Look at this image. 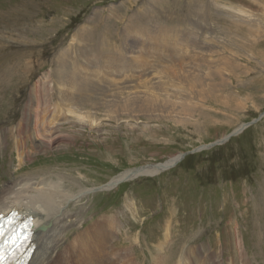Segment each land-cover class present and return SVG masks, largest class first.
Returning a JSON list of instances; mask_svg holds the SVG:
<instances>
[{
    "label": "rangeland",
    "instance_id": "1",
    "mask_svg": "<svg viewBox=\"0 0 264 264\" xmlns=\"http://www.w3.org/2000/svg\"><path fill=\"white\" fill-rule=\"evenodd\" d=\"M128 47L135 57L127 66ZM113 50L122 58L107 68L113 75L99 77ZM75 58L94 83L76 80L66 88L89 97L82 112L96 124L68 119L38 140L25 127L20 161L10 131L31 125L22 119L28 111L64 112L75 102L68 94L67 106L55 99L56 84L68 83L58 71ZM188 69L195 73L188 78L191 100L171 97L164 105L185 102L191 115L172 119L162 114L164 105L139 111L131 104L129 96L148 90L162 101L163 82L174 80L182 90L177 77ZM116 85L127 95L110 97L106 91ZM176 155L152 176L106 187L121 173ZM27 178L56 180L71 193L87 190L64 204L83 222L65 231L59 250L97 218L103 226L102 218L113 217L98 235H110L120 258L129 259V243L139 239L136 259L148 264L147 245L170 225L179 231L168 244L174 264L179 246L208 264H264V0H0V188ZM124 205L125 214L115 215Z\"/></svg>",
    "mask_w": 264,
    "mask_h": 264
},
{
    "label": "bare ground",
    "instance_id": "2",
    "mask_svg": "<svg viewBox=\"0 0 264 264\" xmlns=\"http://www.w3.org/2000/svg\"><path fill=\"white\" fill-rule=\"evenodd\" d=\"M242 16L247 17V13L245 11H243ZM239 18H241V17H239ZM255 19H256V17H255ZM259 21H260V19H259ZM87 34H89V33L87 32ZM91 35H92V33L89 34V36H91ZM138 45H139V43H138ZM135 46H134V48H135ZM114 51H116V50L106 52L105 65L98 68V70H99L98 76L99 77H103L104 74H102V73H105L107 75V77L113 75V73H114L113 69L111 71H109L107 68L114 67V63L117 60L121 59L123 56V55H119V57H117V55H115L113 58V54H115ZM122 52H123V50H122ZM121 54H123V53H121ZM124 57H125L124 62L126 63L127 66H128V64L132 63L131 60H133V58L135 56H134V54H132V49L130 47L126 48ZM77 60L78 59L75 58L72 61H66L64 63L63 68L60 71H58L59 74H57V75H60V76L67 78L68 83L66 82L67 84L64 87H62L60 84L59 85L56 84L57 86H60V87L58 90H57V88H55V95H56L55 99L57 98L59 103L65 104L63 102V100L66 98V96H65L66 94H68V97L69 96H75L76 97L75 102L68 105V106H70V109H68V106L65 104L67 106V109L64 112L38 111L37 109H33L31 111H28V112H30V114L24 113L22 119L25 121L30 120L31 125L25 124L26 122L24 123L22 121L24 123V125L20 123L19 125L14 127L15 128L14 132L10 131L14 135L16 133V136H17L16 137V144H14L15 148H18V150H19V148H21V151H22V147L24 146L25 142L23 140V136H21V132H22L23 128H25V127L30 132L32 131L34 137L37 139L38 137L45 136L50 131L52 132V131H55L56 129L60 128L61 122L66 121L68 119H71L72 121L75 120V122L76 121L77 122H86L90 127H93L96 124L95 122H96L97 118H94L95 116L90 115L89 112H82L84 103L81 104V102L85 98H89V97H87V95L83 92L78 91L77 93H72L66 88V86H70L73 84L72 81H76V80L86 82V84L87 83H94L93 79L91 81L90 77L87 74H81L80 73L81 71L78 67ZM65 64L66 65L68 64L69 67H67ZM98 64H99V62L97 63V65ZM84 69H87V68H84ZM88 69H89V67H88ZM124 71H127V69L123 70L122 72H124ZM122 72H120L119 75ZM168 72L171 75V70H169ZM176 74H178V73L176 72ZM194 74H195L194 71L190 70V69H188L187 71L179 70V74H178L177 78H180V80H182L184 82V83H181L182 81L179 82V83L183 84L182 90H180V87H179L180 84H178L177 82H174V80H173V82H163V84L165 85V88H163L161 90H162V92L165 91V95H164L162 101H158V99L161 98V95H160V97L154 96L156 94L158 95L159 93L156 92L153 94V93H151L152 91L148 90V88H146L144 85H142V86L136 85L134 83L135 80H130V79L125 80L124 79V81H122V82L129 81L133 85L137 86L138 90H145V89L148 90L149 93L146 95H143V96H138V95L129 96V98H133L132 99L133 102L131 104L138 103V110L141 111L144 106L157 109V108L163 106L164 104H166L170 100L171 97H175L177 99H178V97H180L178 101H182V100H184V101L189 100L190 101L191 100L190 92L193 89H192V85L190 84L188 78H189V76L194 75ZM60 76H58V77H60ZM120 80H122V79H120ZM180 80H178V81H180ZM57 81H59V80H57ZM154 83L159 84V81H155ZM161 83H162V81H161ZM57 86H55V87H57ZM112 86H111V88H113ZM109 88L110 87H108V90L106 92L107 93L110 92V94H111L110 97L123 96L124 94L127 95V93H120V86L119 87L117 86V88L114 89L115 91L113 93H111L112 89H109ZM203 93L204 92H202L201 94L203 95ZM108 94L105 93V95H108ZM121 99H124V97L120 98V100ZM180 103L181 104L173 102L169 106L164 105L162 108V114H164L163 112H166L164 114L166 116L171 117L170 115H173V117H171L172 119L184 118L185 115H187V116L191 115L190 106L185 105L186 106L185 107L184 106L185 102L184 103L180 102ZM69 110L71 111V114H70ZM192 110H194V109H192ZM72 112H75V114H73ZM241 130H242V127H239L238 129H235L233 133L234 134L238 133ZM29 131H27V132H29ZM224 138L226 140V137H224ZM51 141L52 140H49L48 143H50ZM23 151L19 152V153L17 152L19 155L20 161L22 159L21 156H22ZM178 158L179 157L176 155L173 159L167 160L164 163H159L157 166L145 165L139 169H135L134 171L121 173L120 175L114 177L111 180V182L106 185V187L107 188L112 187L115 184H117V182H119L121 180L124 181V180L131 179V178H134V177H137L140 175H146L147 174L149 176H152L153 174H156V173L160 172L161 170L167 169L170 166H172V164H174L178 160ZM44 178H46V177H44ZM40 179L30 180V178H29L28 181L26 180L25 182H23V180H25V179H23L22 185H17L16 187H12L10 185L5 184L3 187L0 188V213H2L3 215H6L8 213V211L15 209L23 217L30 216L33 219L35 231H34L33 236H32V243L35 246V249H34V251H33V253H32L27 264H146L143 261H137L136 255L134 252V247L136 244H138L139 239H135L134 241H130L129 253L127 252L129 254V259L127 258L126 255H123V256H126V258H123V257L120 258V254H118V252L116 250H114L113 244H110V242H111L110 240L112 238H110L109 240L107 238L109 234H106V235L100 234V237H101V239H100L98 233H102L103 229L105 227L108 228V226H110V224H112L113 222L114 223L116 222V219L113 217L102 218L104 220L103 226H102V223L100 224V222L98 221L101 218L100 219L97 218L98 220L97 221L95 220L94 221L95 223L93 225H91L90 227H88V228L84 227L85 229L78 230L72 241H70L68 243L63 242L64 249L59 250L58 247L61 244V241L64 239L63 235H64L65 231L70 227H74L75 229H80L81 224L83 222V221H81V217H79L77 215V212L72 213L68 210H65L63 208L64 204L67 201H69L70 199H72L73 197H75V198L80 197V195L87 192V190L81 189L78 191V193H71L67 189H64L62 187L61 182H58V181L55 182L56 181L55 179H54L55 180L54 182L49 181V180H44L42 178H40ZM257 199H259V198H257ZM124 206L125 207H123L120 211L118 210V212H116L115 215L116 214L117 215L125 214V210L126 209L128 210L129 207L126 205H124ZM121 224L122 223H120V222L117 223V226L120 228L119 233L122 234L123 236H125L128 234V232L127 231L124 233L121 232V230H122ZM42 225H44V227L41 229L40 226H42ZM107 228H105V229H107ZM177 236H179V231H177V233H173L172 232V226L165 225L163 232L161 233V236L157 235L155 240L152 241V244L147 245V247H148V251H147L148 252V264H174L171 262L172 261L171 258H173V256H172L173 252L171 250L172 246L171 245L169 246L168 244L173 242V240H171L172 237L175 238L174 242H176ZM217 238H218V236L216 237V239ZM163 245H165L167 248H170L168 253L160 252V247ZM179 247H182V248L180 249L179 254L174 258L175 261H178V259L180 258L178 264H194V262H195V264H208V259H206L205 261L202 262L199 260V257L197 255L192 256L190 252H187L183 248V246H179ZM62 248H63V246H62ZM194 250H195V248H194ZM107 253L111 254V257L113 260L107 255ZM239 255L241 256V254H239ZM63 257H64V259H63Z\"/></svg>",
    "mask_w": 264,
    "mask_h": 264
},
{
    "label": "water",
    "instance_id": "3",
    "mask_svg": "<svg viewBox=\"0 0 264 264\" xmlns=\"http://www.w3.org/2000/svg\"><path fill=\"white\" fill-rule=\"evenodd\" d=\"M253 121H255V120H253ZM253 121H251V122H249V123H247V124H245V125H248V124L252 123ZM245 125H244V126H245ZM244 126H243V127H244ZM243 127H242V128H243ZM232 134H234V133H232ZM229 136H230V135H228L227 137H229ZM210 145H211V144H210ZM43 227H44V225L40 226L41 229H42Z\"/></svg>",
    "mask_w": 264,
    "mask_h": 264
}]
</instances>
